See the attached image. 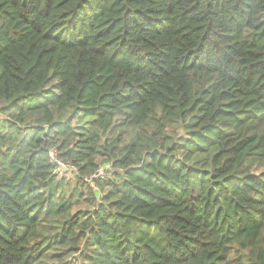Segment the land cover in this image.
<instances>
[{
	"label": "trees",
	"instance_id": "16d2710c",
	"mask_svg": "<svg viewBox=\"0 0 264 264\" xmlns=\"http://www.w3.org/2000/svg\"><path fill=\"white\" fill-rule=\"evenodd\" d=\"M0 115V264H264V0H0Z\"/></svg>",
	"mask_w": 264,
	"mask_h": 264
},
{
	"label": "rangeland",
	"instance_id": "374dc122",
	"mask_svg": "<svg viewBox=\"0 0 264 264\" xmlns=\"http://www.w3.org/2000/svg\"><path fill=\"white\" fill-rule=\"evenodd\" d=\"M1 116V115H0ZM77 120H75L76 122ZM122 147V144L120 145ZM98 162L100 163V166L108 165L113 162V160H110L106 155L100 154L98 156ZM110 162V163H109ZM102 168V167H101ZM60 177L65 178L67 182H70V185H68V188L70 192H72L75 182H76V177H75V172H72V170H68L66 168H63L62 172L60 173ZM82 191L79 193L77 196L78 198L75 197L74 205L72 212H78V211H93L97 206H98V198L102 197V191L95 186H84L81 189H78L76 193L78 194L79 191ZM86 246V239L83 238L81 240V249H84ZM78 254L77 253H70L68 254V260H71L73 257H76ZM47 263L49 264H58V262L52 258L47 257ZM69 264V263H68Z\"/></svg>",
	"mask_w": 264,
	"mask_h": 264
},
{
	"label": "built area",
	"instance_id": "2783aa9c",
	"mask_svg": "<svg viewBox=\"0 0 264 264\" xmlns=\"http://www.w3.org/2000/svg\"><path fill=\"white\" fill-rule=\"evenodd\" d=\"M50 161L56 163L59 167V173L62 172L63 168H66L68 170H72V172H76L77 168L73 164H66L63 161H61L57 156V151L53 149L50 152ZM111 165H107L106 167L99 168L92 174L85 177V181L89 184H94L96 180H102L106 179L108 175L111 173Z\"/></svg>",
	"mask_w": 264,
	"mask_h": 264
}]
</instances>
